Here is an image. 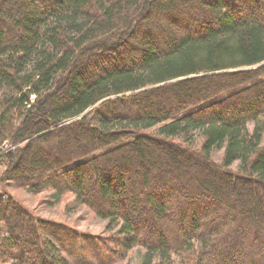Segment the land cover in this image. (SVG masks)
Wrapping results in <instances>:
<instances>
[{"label":"trees","instance_id":"trees-1","mask_svg":"<svg viewBox=\"0 0 264 264\" xmlns=\"http://www.w3.org/2000/svg\"><path fill=\"white\" fill-rule=\"evenodd\" d=\"M10 187L141 264H264V0H0V262L68 264Z\"/></svg>","mask_w":264,"mask_h":264},{"label":"rangeland","instance_id":"rangeland-1","mask_svg":"<svg viewBox=\"0 0 264 264\" xmlns=\"http://www.w3.org/2000/svg\"><path fill=\"white\" fill-rule=\"evenodd\" d=\"M155 128L144 131L152 134ZM196 136V135H195ZM193 137V145L197 146L199 138ZM9 147L4 144V151ZM222 150L218 149L212 153V159L220 161ZM235 167V164L234 166ZM8 193L20 204L29 209L39 218L59 223L62 228H66L69 234L77 237L69 238L68 245L65 246V237L63 239V254L67 258L68 264H141L144 251L135 245L129 248L119 246L116 242L110 243L108 238H119L114 231L117 227L107 228L106 221L96 216L90 209L80 203L74 202V196L70 192L58 195L54 189H44L40 192H31L22 188L10 187ZM55 243H57L55 241ZM103 243H108L107 247ZM102 246V250L100 249ZM117 245V246H116ZM68 247L70 256L66 254ZM73 247V248H72ZM111 249L117 250L114 254ZM94 251H97L94 253ZM99 252L105 253L109 258L105 261L98 260ZM72 254V256H71ZM104 256V257H105ZM76 259H80L77 261ZM174 264H177L176 258H173ZM0 264H2L0 262Z\"/></svg>","mask_w":264,"mask_h":264}]
</instances>
